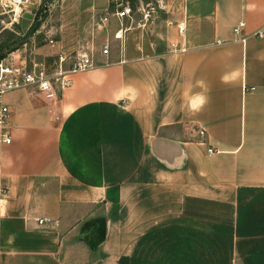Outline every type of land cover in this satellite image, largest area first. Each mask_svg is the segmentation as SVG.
Returning <instances> with one entry per match:
<instances>
[{
	"label": "crops",
	"instance_id": "obj_1",
	"mask_svg": "<svg viewBox=\"0 0 264 264\" xmlns=\"http://www.w3.org/2000/svg\"><path fill=\"white\" fill-rule=\"evenodd\" d=\"M157 1L147 28L148 0L24 17L53 41L37 53L90 46L93 66L54 99L5 95L0 264H264V0Z\"/></svg>",
	"mask_w": 264,
	"mask_h": 264
},
{
	"label": "built area",
	"instance_id": "obj_2",
	"mask_svg": "<svg viewBox=\"0 0 264 264\" xmlns=\"http://www.w3.org/2000/svg\"><path fill=\"white\" fill-rule=\"evenodd\" d=\"M10 12L12 13L13 19L17 21L22 18L26 12H29L28 5L35 6L38 10L45 5L44 0H5ZM142 12L141 25L149 20L152 8L140 10ZM132 9L129 6H124L121 10H115L112 14L117 18H123L129 16ZM102 22L108 21V16H102L99 19ZM244 25L242 21L233 28L235 33H238L240 28ZM179 33H183V24L178 25ZM123 30H119L116 34V38H123ZM254 35H264V30H259ZM244 39V38H243ZM53 43L52 40L49 41ZM102 54L108 55L110 51V43L105 41L102 45ZM65 55H59V61H64ZM93 66V60L91 55L86 50L77 53L75 60L72 62L70 67L63 69L61 66L59 70L54 73H49L45 68L44 63H33L31 67L26 64H16L12 60L0 59V207L4 200L8 196V187L3 182V160L5 148L11 144L12 135L9 128L10 121V109L5 102V95L13 90L19 88H32L36 92H41L48 99H54L57 95V91H62L70 85V75L77 72L89 69ZM200 134L204 131L200 130ZM208 153H214L212 148H208ZM39 225L44 224H57V220L50 217L44 216L37 219Z\"/></svg>",
	"mask_w": 264,
	"mask_h": 264
},
{
	"label": "rangeland",
	"instance_id": "obj_3",
	"mask_svg": "<svg viewBox=\"0 0 264 264\" xmlns=\"http://www.w3.org/2000/svg\"><path fill=\"white\" fill-rule=\"evenodd\" d=\"M150 2L149 6H144V9L152 8L153 11L149 20L145 23V25H141L142 28H147L152 23H157L158 17V1L157 0H148ZM49 0L46 2L44 1L45 5L42 6L43 14L41 18L47 17L49 20L54 22V12H49L47 10L46 5L48 4ZM132 2V1H130ZM29 10H34L35 6L31 4L27 6ZM46 14V15H45ZM167 14V13H166ZM49 15H52L50 17ZM135 15L139 17V23L141 22L142 12H135ZM162 18L166 16H161ZM39 19V18H35ZM34 19V20H35ZM33 21L27 20L26 18L22 17L15 21L13 19L12 13L10 12V7L6 4L5 0H0V45L2 43H6V47L4 50H0L2 53V58H12L13 53H15L18 57V60L25 61V64L28 67H31L33 63H44L45 68L49 73H54L59 70L60 66L65 69L70 67L72 62L75 60L77 55L76 49H64L65 50V59L60 63L59 55H40L37 53V47L39 44H49V38L45 35V33H37L38 29L32 33L29 37L27 36L28 30L31 27ZM152 30V27H149ZM165 32L166 29L164 28ZM155 32V31H154ZM155 33H159L163 35V32H159V30ZM3 48V47H2ZM87 48V45L84 47ZM91 47L89 46V49ZM88 48L85 50H89ZM0 55V57H1Z\"/></svg>",
	"mask_w": 264,
	"mask_h": 264
},
{
	"label": "water",
	"instance_id": "obj_4",
	"mask_svg": "<svg viewBox=\"0 0 264 264\" xmlns=\"http://www.w3.org/2000/svg\"><path fill=\"white\" fill-rule=\"evenodd\" d=\"M23 17L33 18V14L26 12ZM39 22H40L39 19H36L34 21V23L32 24V26L28 30V33H27V36L26 37H29L32 33H34L37 30V27L39 25Z\"/></svg>",
	"mask_w": 264,
	"mask_h": 264
},
{
	"label": "trees",
	"instance_id": "obj_5",
	"mask_svg": "<svg viewBox=\"0 0 264 264\" xmlns=\"http://www.w3.org/2000/svg\"><path fill=\"white\" fill-rule=\"evenodd\" d=\"M42 13V8H40L39 9V11H38V15L40 16V14ZM38 29V28H37ZM7 45H6V43H2L1 45H0V50H4V48L6 47ZM3 47V48H2ZM2 53L0 52V55H1ZM0 58H2V55H1V57Z\"/></svg>",
	"mask_w": 264,
	"mask_h": 264
}]
</instances>
